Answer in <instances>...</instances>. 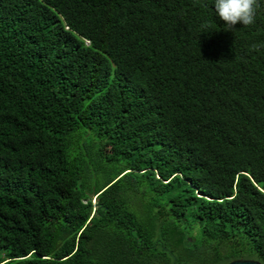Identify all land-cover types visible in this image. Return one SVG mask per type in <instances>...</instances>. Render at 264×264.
Listing matches in <instances>:
<instances>
[{"label":"trees","instance_id":"obj_1","mask_svg":"<svg viewBox=\"0 0 264 264\" xmlns=\"http://www.w3.org/2000/svg\"><path fill=\"white\" fill-rule=\"evenodd\" d=\"M225 28L212 0H0V264H264V0Z\"/></svg>","mask_w":264,"mask_h":264},{"label":"clouds","instance_id":"obj_2","mask_svg":"<svg viewBox=\"0 0 264 264\" xmlns=\"http://www.w3.org/2000/svg\"><path fill=\"white\" fill-rule=\"evenodd\" d=\"M215 15L223 21L225 30H232L237 24L248 27L255 24L257 11L261 8V0H212ZM202 31H209L204 25ZM255 50H259L253 46Z\"/></svg>","mask_w":264,"mask_h":264},{"label":"water","instance_id":"obj_3","mask_svg":"<svg viewBox=\"0 0 264 264\" xmlns=\"http://www.w3.org/2000/svg\"><path fill=\"white\" fill-rule=\"evenodd\" d=\"M227 264H261L259 261L254 259H236L228 262Z\"/></svg>","mask_w":264,"mask_h":264},{"label":"rangeland","instance_id":"obj_4","mask_svg":"<svg viewBox=\"0 0 264 264\" xmlns=\"http://www.w3.org/2000/svg\"><path fill=\"white\" fill-rule=\"evenodd\" d=\"M91 199H92V203H95L94 196H92Z\"/></svg>","mask_w":264,"mask_h":264}]
</instances>
